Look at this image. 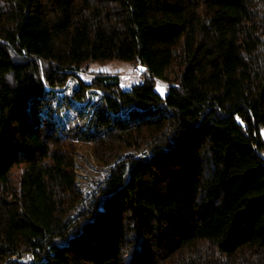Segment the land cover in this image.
<instances>
[{"label": "trees", "instance_id": "16d2710c", "mask_svg": "<svg viewBox=\"0 0 264 264\" xmlns=\"http://www.w3.org/2000/svg\"><path fill=\"white\" fill-rule=\"evenodd\" d=\"M263 130L264 0H0V264H264Z\"/></svg>", "mask_w": 264, "mask_h": 264}, {"label": "rangeland", "instance_id": "374dc122", "mask_svg": "<svg viewBox=\"0 0 264 264\" xmlns=\"http://www.w3.org/2000/svg\"><path fill=\"white\" fill-rule=\"evenodd\" d=\"M98 73H106L110 75H117L121 78L122 87L125 90L131 89L134 85L138 84L142 79L143 75L138 72L137 68L134 65L125 62H108V63H90L88 71L83 72L80 77L83 81L89 82L91 78H93ZM75 82H73V86ZM157 91H159L162 95L166 94V86L164 84L159 83L156 86ZM72 89H70L66 93H70ZM46 101L42 104V114L45 117L57 120L58 122L63 123V126L68 132L72 133L75 129H79L83 127L84 123H86L87 119L85 116L81 117L77 112L81 110L79 107L71 108L68 105L67 99L54 98V95H46ZM79 108V109H76ZM73 130V131H72ZM262 135L264 138V130L262 131ZM77 156H78V172L82 176V178L86 180H93L97 174L103 176V173L97 171V165L95 164L92 156L91 147L86 145H79L77 147ZM96 167V168H95Z\"/></svg>", "mask_w": 264, "mask_h": 264}, {"label": "water", "instance_id": "95a60500", "mask_svg": "<svg viewBox=\"0 0 264 264\" xmlns=\"http://www.w3.org/2000/svg\"><path fill=\"white\" fill-rule=\"evenodd\" d=\"M139 71H141L142 73L146 71V68L142 67V66H139L138 67Z\"/></svg>", "mask_w": 264, "mask_h": 264}]
</instances>
